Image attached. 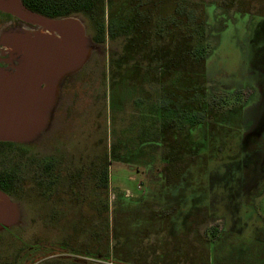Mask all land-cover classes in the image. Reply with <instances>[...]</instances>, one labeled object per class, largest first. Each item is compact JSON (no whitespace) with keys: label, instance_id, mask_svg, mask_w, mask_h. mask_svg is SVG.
Listing matches in <instances>:
<instances>
[{"label":"rangeland","instance_id":"obj_1","mask_svg":"<svg viewBox=\"0 0 264 264\" xmlns=\"http://www.w3.org/2000/svg\"><path fill=\"white\" fill-rule=\"evenodd\" d=\"M235 1L221 0L223 7L218 6L213 17L223 10L229 12L216 18L220 25L214 28L201 0H194L189 6L197 25L207 29L202 36L208 40L204 57L207 64L217 65L220 59L225 64L226 56L238 57L234 31L255 18L253 42L242 47L240 58L252 62L255 72L249 86H240L233 95L225 93L231 91L229 88L225 94L215 93L227 99L223 107L216 109L220 120L212 123L209 116L210 130H203L199 138L189 142L193 155L183 156L180 180L175 175L178 166L174 163L166 172L169 185L159 187L148 197L151 200L148 208L113 215L112 203L120 194L143 200L149 183L143 168L131 169L110 161V146L125 139L124 134L130 143L134 138L129 130H136L135 137L139 129H144L147 116L140 107L141 101L123 104L124 114L112 106V111L109 110L108 48L107 44L95 47L88 63L63 83L41 137L29 144H9L0 152V170L17 171L23 178L21 195L10 196L17 203V223L0 230V264H8L13 256L21 254L22 264H38L48 259L54 262L66 259L77 264H264V236H260L263 231L256 221L251 225L239 218L242 215L237 213L236 205L238 192L243 188L236 192L231 182L240 176L246 190L252 187L255 191L256 182L264 173V93L245 115L235 119L233 114L254 95L256 84H264V8H261L264 0H255L249 6V10L257 9L250 13L251 18L246 11L249 0ZM206 7L209 11L214 9L211 4ZM235 9L238 13L231 15L230 11ZM78 19L86 27V19L81 16ZM208 21L210 28L204 23ZM88 38L91 39L90 35ZM74 78L77 88L74 85L65 88L64 84L70 79L74 82ZM207 84L216 88L211 80ZM186 134L184 127L181 141ZM172 152V144L159 151L167 158ZM101 154L106 158L98 162L97 155ZM162 158L159 167L166 166ZM104 165L108 168V190L100 185L101 174L97 173ZM209 173L219 182L211 190L200 182ZM78 184L84 188L86 198L80 197ZM166 190L170 191L171 210L169 217L161 219L167 211L163 207ZM254 208L256 217L264 219V193L255 200ZM213 214L227 220V233L219 235L223 222L210 221ZM189 218L195 220L190 228L185 227ZM207 231L211 237L205 235ZM117 235L119 244L115 245L113 237ZM35 245L39 249L26 248Z\"/></svg>","mask_w":264,"mask_h":264},{"label":"trees","instance_id":"obj_2","mask_svg":"<svg viewBox=\"0 0 264 264\" xmlns=\"http://www.w3.org/2000/svg\"><path fill=\"white\" fill-rule=\"evenodd\" d=\"M22 1L29 10L51 19L83 14L91 23L96 43L105 44L107 39L114 44L121 42L123 49L115 50L113 58L117 60L119 68L123 69L122 74L127 75L121 82L126 85L127 90H131L130 96L134 103L140 102L135 95V92L137 93L140 89L144 93H150L155 89L159 92L157 108L152 104L151 97L144 94L140 104L147 116L144 129H139L135 137L136 130L131 131L130 129L129 134L134 139L129 143L124 134L125 139L113 143L110 151L112 162L126 165L131 169L143 168L149 183L143 195L145 200L136 201L126 194H120L112 203V207L115 205L112 209L113 215L117 217L122 216L124 212L145 210L151 201L148 197L156 193L159 187L166 188L169 185L170 181L167 180L169 177L166 176V172L174 167V163L178 166L175 175L180 180L184 169L181 167L184 161L183 156L188 153L193 155L189 142L194 141L195 137L199 138L198 135L202 134L203 130H210V125L220 120L216 109L223 107L227 102L226 98L221 99L225 93L220 97L219 94L208 92L207 78L205 81V77L198 71L204 62L208 40L202 38L203 33L207 34V29H203L202 24L197 25L195 15L189 9L194 0ZM208 4L213 5L214 8L215 5L220 7L221 0H212L209 3L201 0V7L207 11ZM231 4L230 1L229 5ZM155 5H157V14L154 13L152 7ZM204 23L205 26H209L210 22ZM156 39V45L153 46V41ZM121 64H124V68ZM116 74L113 87L117 82L120 83L119 71H116L114 75ZM209 116H212V123L208 120ZM184 127L187 129V137L181 141L180 132ZM196 127L198 130L194 131ZM6 144L0 143V152L4 151ZM171 144L174 152L169 154L168 158L163 157L159 151L165 147L170 148ZM148 150L153 154L151 155ZM159 158H162L166 166H158ZM97 173L101 174L99 175L100 185L108 190V168L104 165L97 170ZM203 177L204 182L202 179L200 182L207 184L205 187L207 189L211 175L209 173ZM22 179L17 171L0 170V190L13 198L18 197L22 191ZM41 181H43V186V177ZM81 183L82 181L79 182L80 185ZM79 184L80 197L86 198L84 188H81ZM166 192H168L167 199L165 198V204L163 203L165 206H162L167 211L161 219L169 217L171 210L170 191L166 190ZM118 238V235L113 237L115 245L119 244ZM26 248L36 250L39 246H27ZM118 252L115 251L116 260L119 259ZM21 256L22 254L13 256V261L8 264H22ZM107 259L105 261H108ZM54 261V259H48L38 264H77L66 261V259H61V262Z\"/></svg>","mask_w":264,"mask_h":264},{"label":"water","instance_id":"obj_3","mask_svg":"<svg viewBox=\"0 0 264 264\" xmlns=\"http://www.w3.org/2000/svg\"><path fill=\"white\" fill-rule=\"evenodd\" d=\"M0 11L38 29L4 34L9 67H0V142L29 144L46 131L63 83L79 72L94 50L77 16L51 19L22 0H0ZM17 203L0 190V230L17 223Z\"/></svg>","mask_w":264,"mask_h":264},{"label":"flooded vegetation","instance_id":"obj_4","mask_svg":"<svg viewBox=\"0 0 264 264\" xmlns=\"http://www.w3.org/2000/svg\"><path fill=\"white\" fill-rule=\"evenodd\" d=\"M152 2L155 1L157 2V0H151ZM253 2H255V0H249V3L247 5L248 10L247 13L249 14L250 18H251V14L250 13H255L257 12L256 8L249 10V6H252ZM171 4V3H170ZM254 6V5H253ZM153 7V11L155 14H157V5L152 6ZM223 7L222 5L220 6V8ZM215 8H218V6L215 5ZM214 8V9H215ZM260 8V7H259ZM258 8V9H259ZM261 8H264V5L261 6ZM260 8V9H261ZM264 10V9H262ZM215 10L212 11H207L208 15L211 16V24H212V28H214L215 26H219L220 24H218L216 18H218L221 15H228V10H223V12H221L217 17H213V13ZM237 10H231L230 12H232L231 15H236L238 12H236ZM260 11V10H259ZM72 16H81L83 18L86 19L87 21V25H86V31H87V35H90V38L92 39V44L93 47L95 48H103V46L105 44H107V48H108V81H109V92H110V111H112V107L117 111H119L120 113L122 112L124 114V105L126 102L128 101H132V97L130 96L131 90H127L126 85L123 84L121 81L124 80L126 78L127 75L122 74L123 73V69L119 68L118 64H117V60L113 58V52L115 50H121L123 49V45L120 43L114 44L112 42L109 41V39H107L106 43L104 44H98L94 41V36L95 33L94 31L91 29V23L88 21V19L83 15V14H77V15H72ZM69 16V17H72ZM254 18V17H253ZM252 18V19H253ZM255 19V18H254ZM254 19L250 22L247 23V25H243L240 27V29H238L237 32L234 31L233 34V43H235L237 45V47H239V51H238V57H235L236 59H234V57L232 58V56H226V58L228 59V61L224 64L223 63V59H220L217 63V65H215L214 62L207 64V63H202V65H200L199 67V74L203 75L205 77V81H206V87L209 93H216V92H220V93H224L228 88V90L231 91H226L225 93H227L228 95L230 94H234L235 92L238 91L240 86H244L248 85L249 81H251L253 74H254V70H255V66L252 64V62H246L244 60H241V53L243 50L242 47H244L245 45L248 44L249 45L252 44L253 42V33H254V29H256L253 25H254ZM264 21V19H263ZM211 25H209L208 27L210 28ZM27 29H38L37 26H33L30 25L28 23H26L25 21L15 17L14 15L10 14V13H6V12H2L0 11V67H9L10 64H8L6 61L9 59V56L7 54H4V44H3V38L2 35L3 34H8V33H13V32H18V31H23V30H27ZM157 36H155L156 38ZM157 39L153 41V46L156 45ZM116 56V55H115ZM222 61V62H221ZM232 62V63H231ZM240 62V63H239ZM122 68H124V64ZM215 65V67H214ZM116 71H119V80L120 83L117 82L116 85H114L113 87V80L115 79V77H117V74L114 75L116 73ZM250 75V76H249ZM251 77V79H250ZM210 80L212 81V83L215 85V89L210 88L208 86L207 83L210 82ZM255 82L256 79H254ZM256 84V83H255ZM65 85V88H67L68 86H73L74 88H77V79L74 78V82L70 79L68 80V82ZM249 86V85H248ZM225 87V88H224ZM254 95H252L245 103V105L243 106L242 109L236 110V118L238 119V116L241 115H245L246 112L249 111V109L258 103V101L260 100V97L262 96V94L264 93V84L262 82H259L258 84H256L254 86ZM65 88H63V93H65ZM215 91V92H214ZM75 92V91H74ZM129 93V94H128ZM144 94H148L151 97V102L152 104H154V106L158 105V101H159V92L157 91V89L152 90L150 93H144L143 91L141 92L138 90V92H135L136 97H138L140 99V101H143V97ZM131 103V102H129ZM112 106V107H111ZM233 112V111H232ZM234 114V113H233ZM156 120V119H155ZM157 121V120H156ZM125 122V121H124ZM124 122H122L124 124ZM121 124L119 125V128H121ZM124 128H126V126H124ZM126 130V129H124ZM244 133V130L241 132ZM260 133V132H259ZM256 133V134H259ZM242 135V134H241ZM0 143H7V142H0ZM12 143H7L6 146H4L5 148ZM111 148V146H110ZM111 151V149H110ZM109 158L110 161L111 157H110V152H109ZM104 158H106V155L104 156V154H101V157H99L97 155V160L98 162L100 161H104ZM96 160V161H97ZM123 165V164H122ZM144 172V171H143ZM217 177L216 176H212L210 177L209 180V188L210 190L213 189V187H216V184L219 183L217 182ZM233 184V189L236 190V192H238L241 188H243L242 191H239L238 193V205H236V210L237 213L239 214L241 212V215L239 218H241V221H243V219L247 222L250 223L251 225H253L252 222L256 221L255 224L260 226V228L263 231V234L260 236H264V219L260 218V217H256V210L254 208V204H255V200L264 193V173L263 175H261L260 179L256 182V189L255 191H253L252 187L251 189L249 188L248 190H246L244 183L245 181L240 177L237 176V178H235L233 181H231ZM236 187V188H235ZM211 220H215V221H222L223 222V229L222 231H220L221 233L219 235H222L224 233H227V228H228V223L227 220L225 218L222 217H215V215L213 214V217L210 219ZM239 220V219H238ZM205 222V221H204ZM236 222V221H235ZM195 223L194 219H188L187 224L185 227L190 228L193 224ZM197 223H199V221L197 220ZM7 229V228H6ZM4 229V230H6ZM207 236H212V234L210 235V232L207 231L206 234ZM204 235V236H205ZM218 235V236H219ZM217 236V237H218ZM216 237V238H217ZM259 237V236H258ZM215 240V239H214Z\"/></svg>","mask_w":264,"mask_h":264}]
</instances>
